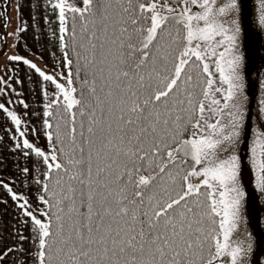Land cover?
Wrapping results in <instances>:
<instances>
[{"label":"snow or ice","instance_id":"snow-or-ice-1","mask_svg":"<svg viewBox=\"0 0 264 264\" xmlns=\"http://www.w3.org/2000/svg\"><path fill=\"white\" fill-rule=\"evenodd\" d=\"M83 5L51 3L58 10L60 71L10 57L42 79L47 103L40 134L48 151L35 142L39 137L28 139L29 126L16 112L0 104L15 126L12 151L22 157L20 173L26 180L42 177L35 184L39 211L12 182L0 184L24 217L0 264L10 254L16 264H223V257L230 264H264V248L251 234L250 241L242 233L232 239L247 193L240 155L220 156L222 144L239 139L246 114L241 29L230 19L239 0ZM256 6L264 26V0ZM186 66L200 71L194 77ZM261 105L264 112V100ZM250 164L255 188L264 193L259 126ZM25 241L38 242L34 256Z\"/></svg>","mask_w":264,"mask_h":264},{"label":"rangeland","instance_id":"rangeland-1","mask_svg":"<svg viewBox=\"0 0 264 264\" xmlns=\"http://www.w3.org/2000/svg\"><path fill=\"white\" fill-rule=\"evenodd\" d=\"M220 2H222V0H218V3ZM28 4H31V0H0V32L3 34L4 38V41L2 36L0 38V103L7 100L6 97L8 93H12L11 91H13L16 78L22 68H24L28 74L36 75L34 70L30 69L22 61H13L10 57L19 55L22 58L35 62L38 67L48 73H52L53 71L58 72L62 69L59 66L50 63L47 64L35 54L27 53V45L25 42L23 44L21 43L20 38L23 31L22 27H20L21 7ZM26 9L30 11L29 8ZM195 10L199 9L194 8V11ZM230 19L238 20L241 29L239 36V51L243 56L242 74L245 79L244 93L247 97L245 105L246 114L239 139L235 144H222L220 146V149L223 150L220 151L221 158H226L232 154V152H236L240 155V183L243 190L247 193L243 205L241 228L233 234L232 239L242 238L240 235V233H242L244 239L250 241L251 238H255L258 240L261 247L264 248V193H261L255 188L253 170L250 164V148L257 126L264 129V112L261 111V101L264 100V26L258 23L256 0H239L238 13L234 14ZM9 20L10 23H7V26H5L6 22ZM26 35L23 32V36L26 37ZM207 62L210 64V70L214 72V58H209ZM20 76L23 78L26 76V73L23 71L20 73ZM214 79L218 83V73L214 74ZM50 91L51 89L48 93ZM41 94L42 93H40V95ZM41 97L37 106L39 111L43 108L44 98L43 96ZM49 97H51V95H49ZM12 111L15 112L14 109H12ZM44 150L46 152L48 151L47 148ZM19 159H21V157ZM27 163L32 167L30 161ZM16 169L18 175L14 176V185L16 188L20 189V178L22 175L18 167H16ZM9 198H11L10 195ZM10 202L11 201L6 205L4 216H2V223L4 230L7 226L8 229H13L15 231L17 225V229H20L18 218L21 212L18 207L15 209ZM8 209L12 210L13 213L8 212ZM14 233L16 234V232ZM249 234H251V238ZM27 236H29V232L26 233V237ZM16 242L17 238H15V235H8L5 233L2 240V248H8L11 243L16 244ZM37 246L38 242L31 243L29 241H25L23 245L33 256L35 255L34 250L37 249ZM221 259L223 264H230V258L223 257ZM16 260L17 257L15 254H10L9 257L5 258L3 264H16ZM29 264H34V261H30Z\"/></svg>","mask_w":264,"mask_h":264},{"label":"trees","instance_id":"trees-1","mask_svg":"<svg viewBox=\"0 0 264 264\" xmlns=\"http://www.w3.org/2000/svg\"><path fill=\"white\" fill-rule=\"evenodd\" d=\"M57 0H31V4L23 5V10L21 7V24L20 27L23 29L24 22L27 24V31H22L21 43L27 45V53L35 54L44 60L47 64L50 63L52 65L59 66L63 68V65L60 63L62 56L61 51L59 49V19H58V10H54L51 7V3H55ZM96 0H94V3ZM146 3L157 2L159 4H167L170 7H178L182 6V0H144ZM67 5H72L75 7L83 8V0H66ZM36 5V11H35ZM25 8V9H24ZM26 8H29L28 11ZM71 16L72 13L66 10V17L68 18V27L71 28ZM23 32L26 37L23 36ZM186 36V31L182 33ZM3 34L0 32V38ZM71 41L69 40V45ZM195 58H193L194 60ZM191 63V62H190ZM22 67V66H21ZM202 67V65H201ZM25 72L26 76L23 78L20 76L21 72ZM186 71L191 73L194 77L200 69L194 70L191 67L186 66ZM206 76V74H204ZM204 77L202 76L201 79ZM44 87L42 83V79L36 75H30L26 72L24 68H22L18 76L16 78L12 93L7 94V100L2 101L0 104H4L5 107L8 108L9 111L12 109L15 110L16 114L22 118V124H26L29 126V136L28 139L30 141L34 140V137H39L38 140H35L36 143L41 145L44 149H46V140L43 135L40 134L42 120L44 119V104L47 101L44 99L43 108L41 111L38 110V104L40 102V93H42V88ZM49 95L52 96L53 87L52 85H47ZM42 98V97H41ZM22 100L25 102L28 107L25 109L19 101ZM55 111V109H54ZM22 114V115H20ZM206 115H210L207 113ZM55 123V119L52 121ZM210 122H213V119H210ZM33 129L36 131L33 132ZM15 132V126L11 121L10 117L7 116L4 110H0V184H8L11 183V187L16 193H25L29 197L30 205L33 210L39 211L40 205L37 202L38 192L35 187L36 180L42 181V177L37 175L36 180L32 179V176L29 175L26 180L24 176L20 178V189L16 188L15 178L14 176L18 175V171L16 169L17 159L20 158L19 152H13L12 148L14 145L12 136ZM8 141V142H7ZM8 144V146H7ZM9 152V153H8ZM22 159V157H21ZM28 161L32 164V159L30 158ZM31 168V165L28 164ZM19 169V168H18ZM44 169H41L43 171ZM14 171V172H13ZM203 190V189H202ZM11 197V196H10ZM17 209L16 203L13 202L11 198H9V193L5 190L4 187L1 186L0 190V253L4 252L6 248H2V240L5 236V233L8 235H15L14 232H17V227L15 231L12 229H8L6 226L5 230L3 228V217L5 213L6 205L9 203ZM8 212L13 213L12 210H7ZM38 218H42L39 217ZM24 219L23 215L19 213V224L20 228L23 227L21 221ZM29 232L27 229H24L23 235L26 236V233ZM9 242V241H8ZM11 242V241H10ZM15 244L11 243L9 247ZM38 248V246H37Z\"/></svg>","mask_w":264,"mask_h":264}]
</instances>
